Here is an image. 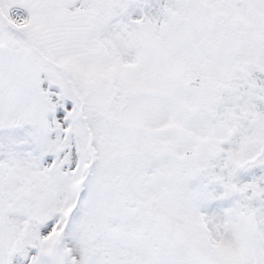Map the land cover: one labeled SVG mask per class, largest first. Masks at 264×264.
I'll return each instance as SVG.
<instances>
[{
    "label": "snow or ice",
    "instance_id": "obj_1",
    "mask_svg": "<svg viewBox=\"0 0 264 264\" xmlns=\"http://www.w3.org/2000/svg\"><path fill=\"white\" fill-rule=\"evenodd\" d=\"M0 264H264V0H0Z\"/></svg>",
    "mask_w": 264,
    "mask_h": 264
}]
</instances>
